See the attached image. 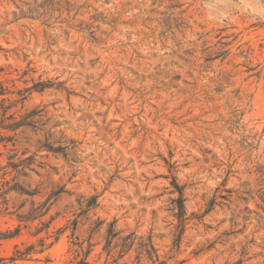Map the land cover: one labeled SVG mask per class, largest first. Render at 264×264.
Here are the masks:
<instances>
[{"label": "rangeland", "instance_id": "1", "mask_svg": "<svg viewBox=\"0 0 264 264\" xmlns=\"http://www.w3.org/2000/svg\"><path fill=\"white\" fill-rule=\"evenodd\" d=\"M6 106L0 264H264V0H0Z\"/></svg>", "mask_w": 264, "mask_h": 264}, {"label": "trees", "instance_id": "2", "mask_svg": "<svg viewBox=\"0 0 264 264\" xmlns=\"http://www.w3.org/2000/svg\"><path fill=\"white\" fill-rule=\"evenodd\" d=\"M226 53H227V51H224V52H221V53H217L216 56L217 57L224 56ZM9 107L10 106L3 107L2 120L0 121V127L5 128V129L16 130L18 127H20L22 125H28L29 124L28 122H26L27 116L25 118H22L19 121H13L12 123L5 124L4 123L5 120L14 119V117L12 115H9L8 117H5L6 111H7V109ZM11 141H13V136L3 137L0 134V143L4 142L5 143L4 146H6L7 142H11ZM15 157H16V153H13V154H11L9 156V160H11L9 165H11L14 169H17L20 165H23L26 160H29V158H26V159L20 160V162H18V163H15V162L12 161V159L15 158ZM17 173L25 174L23 172V169H20V170L17 169ZM14 178H16V176H14ZM5 183H8V182H5ZM9 189H11V187ZM22 190H23V188H22ZM45 204L46 203L42 204V206L45 205ZM42 206H40L37 209H35L34 210L35 211L34 214L39 213ZM18 216H19V218H22L21 215H18ZM113 222H111L110 225H113ZM18 232H19V228H17L14 232H11V231L2 232V231H0V240L3 239V238L12 237V236L16 235ZM119 232L120 231H114L113 229H111L108 232V237H107V240H106V244L104 246V250H106L107 255H110L112 250H114L115 248L119 247V250L116 252L117 255L113 259V262H115V263H117V261L120 258H122L132 248V246L134 245L135 239L137 238L134 232H130L129 234H127L126 236H124V237H122L120 239V243L119 242H115V244L112 245L113 239L119 234ZM139 239H140V241L138 242V247L141 250V252H144L147 255L148 259L151 261L150 264H165V262L163 260H161L159 255L157 254V250L154 248V246H153V244L151 242L150 236L147 237L146 241H143L141 239V237ZM29 250H30L29 247L26 248V250L23 251V252H21L18 249H16L15 253H17V255H15L13 257H10L9 259L11 261H13V260H16L17 258H22L23 256H25V255H27L29 253ZM141 252H139L138 255H140ZM88 253H89V250L86 253H84V257H82L79 261H77L76 264H87L86 256L88 255ZM3 260H4V258L0 257V262L3 261ZM103 264H110V263L105 261ZM235 264H242V263H241L240 260H238Z\"/></svg>", "mask_w": 264, "mask_h": 264}]
</instances>
